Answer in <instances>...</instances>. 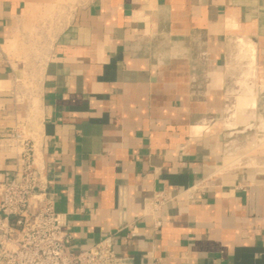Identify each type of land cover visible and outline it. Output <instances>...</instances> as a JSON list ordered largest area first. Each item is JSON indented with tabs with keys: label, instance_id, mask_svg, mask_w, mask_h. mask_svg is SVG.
<instances>
[{
	"label": "crops",
	"instance_id": "obj_1",
	"mask_svg": "<svg viewBox=\"0 0 264 264\" xmlns=\"http://www.w3.org/2000/svg\"><path fill=\"white\" fill-rule=\"evenodd\" d=\"M239 38L254 43L261 87L264 0H0V131L25 115L15 79L38 75L42 161L76 250L123 216L142 234H116L131 264H264V160L241 165L225 144ZM17 163L0 145V173ZM205 178L160 229L142 218L154 190Z\"/></svg>",
	"mask_w": 264,
	"mask_h": 264
},
{
	"label": "built area",
	"instance_id": "obj_2",
	"mask_svg": "<svg viewBox=\"0 0 264 264\" xmlns=\"http://www.w3.org/2000/svg\"><path fill=\"white\" fill-rule=\"evenodd\" d=\"M205 56V55H204ZM12 94L16 105H25V115L0 131V145L17 156L14 169L0 173V264H131V258L116 253V234L126 237L142 234L135 221L123 216L117 229L86 249L76 250L71 225L55 206L49 192L40 128L44 120L41 78L31 71L16 78ZM209 186L201 179L184 191L172 193L156 189L146 199L142 218L150 219L158 230L165 207L179 197L189 203ZM37 198L34 206L32 200Z\"/></svg>",
	"mask_w": 264,
	"mask_h": 264
},
{
	"label": "rangeland",
	"instance_id": "obj_3",
	"mask_svg": "<svg viewBox=\"0 0 264 264\" xmlns=\"http://www.w3.org/2000/svg\"><path fill=\"white\" fill-rule=\"evenodd\" d=\"M242 47L238 40L230 43L231 59L234 62L231 66L234 70V80L229 84L231 94L228 99V105L237 112V117H234L233 120L237 119L238 124L233 134H231V130L226 132L225 144L226 148L229 149L230 160L240 159L237 163L245 165L252 159L259 162L264 160V154L261 153L264 150V132L260 129V121L264 120V91H262L264 86L262 87L261 85L260 87L255 77L247 80L248 87L237 84L236 81L242 77V71L248 62ZM247 90L256 93V97L254 95L248 97L249 92ZM228 116L229 113H225V120ZM246 123L249 124L246 125ZM226 129L229 130L228 128ZM252 165L257 166L258 163L253 162Z\"/></svg>",
	"mask_w": 264,
	"mask_h": 264
},
{
	"label": "bare ground",
	"instance_id": "obj_4",
	"mask_svg": "<svg viewBox=\"0 0 264 264\" xmlns=\"http://www.w3.org/2000/svg\"><path fill=\"white\" fill-rule=\"evenodd\" d=\"M238 42H240V44L243 46L242 51H244L245 58L248 59V62L245 65V69L242 71V77H240L236 82L240 86L242 85L243 87H248L247 80L253 79L254 77L257 79H263V77L260 76L261 74H258V71L256 69V63H255L256 48L254 47V43L252 41L245 40L243 38H239ZM260 84L264 86V82H261ZM250 95H254V94H250ZM228 113H229V116L226 118L224 122V126L228 128L229 130H234L238 124L237 119L233 120L234 117H237L236 116L237 112L234 111L233 108H231ZM260 129L261 131L264 132V120L261 122ZM34 199H37V198H34Z\"/></svg>",
	"mask_w": 264,
	"mask_h": 264
}]
</instances>
